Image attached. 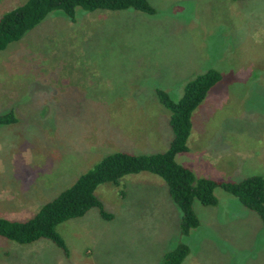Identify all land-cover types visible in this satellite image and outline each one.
<instances>
[{"label":"rangeland","instance_id":"rangeland-1","mask_svg":"<svg viewBox=\"0 0 264 264\" xmlns=\"http://www.w3.org/2000/svg\"><path fill=\"white\" fill-rule=\"evenodd\" d=\"M28 0H0V17ZM135 9L76 19L55 11L0 51V216L32 217L114 151H165L172 139L162 89L177 101L209 69L221 79L192 110L189 150L177 161L197 177L264 175V0H148ZM98 207L56 227L67 253L47 238L0 236V264H163L180 243L183 264H264V225L222 187L217 205L195 200L200 221L180 233L181 210L150 171L96 190Z\"/></svg>","mask_w":264,"mask_h":264},{"label":"trees","instance_id":"trees-1","mask_svg":"<svg viewBox=\"0 0 264 264\" xmlns=\"http://www.w3.org/2000/svg\"><path fill=\"white\" fill-rule=\"evenodd\" d=\"M80 8L88 12L135 9L148 15L157 13L148 0H28L0 17V51L21 39L53 12L63 11L75 20ZM220 79L221 74L215 69L195 76L185 84L183 95L177 101L162 89H157V99L170 112L169 124L173 130V139L165 151L150 154L114 151L103 156L71 186L41 206L32 217L20 221L0 216V236L18 243L47 238L67 253L64 240L56 229L57 225L70 218L83 216L93 207H98L102 218L111 219L113 215L104 209L103 202L96 194L97 188L106 182L119 185L125 175L142 171L155 173L167 182L169 194L181 210L179 225L180 233L184 236L200 223L194 209L195 200L206 206L217 205V187L230 192L245 207L255 211L264 225V175L254 174L240 181H217L209 177H197L190 168L177 161L179 153L189 150L192 110ZM17 122L14 109L0 113V126ZM189 251L188 244L180 243L164 253L162 263L183 264Z\"/></svg>","mask_w":264,"mask_h":264}]
</instances>
